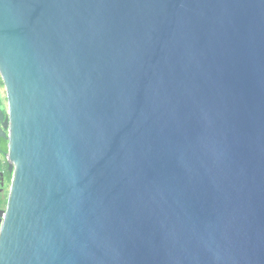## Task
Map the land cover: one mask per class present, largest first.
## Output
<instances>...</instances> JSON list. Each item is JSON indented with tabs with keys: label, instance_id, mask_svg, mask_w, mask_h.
I'll return each instance as SVG.
<instances>
[{
	"label": "water",
	"instance_id": "obj_1",
	"mask_svg": "<svg viewBox=\"0 0 264 264\" xmlns=\"http://www.w3.org/2000/svg\"><path fill=\"white\" fill-rule=\"evenodd\" d=\"M0 79V264H264V0H0Z\"/></svg>",
	"mask_w": 264,
	"mask_h": 264
},
{
	"label": "trees",
	"instance_id": "obj_2",
	"mask_svg": "<svg viewBox=\"0 0 264 264\" xmlns=\"http://www.w3.org/2000/svg\"><path fill=\"white\" fill-rule=\"evenodd\" d=\"M2 85L0 79V86ZM7 141L3 138H0V172H3L4 175V187L7 189L10 181V173L7 171V162L4 159V154L6 152ZM6 197V196H5ZM5 197L0 198V207L5 205Z\"/></svg>",
	"mask_w": 264,
	"mask_h": 264
},
{
	"label": "flooded vegetation",
	"instance_id": "obj_3",
	"mask_svg": "<svg viewBox=\"0 0 264 264\" xmlns=\"http://www.w3.org/2000/svg\"><path fill=\"white\" fill-rule=\"evenodd\" d=\"M2 86V85H1ZM5 101H6V98H5ZM0 109H1V111H2V113H3V115H4V117L6 116V107L4 108V107H2V102H1V100H0ZM2 122V120H0V123ZM0 138H2V137H0ZM2 174H3V172H2ZM3 179H4V175H3ZM6 196V191H5V187H4V190H2V191H0V198H2V197H5Z\"/></svg>",
	"mask_w": 264,
	"mask_h": 264
},
{
	"label": "rangeland",
	"instance_id": "obj_4",
	"mask_svg": "<svg viewBox=\"0 0 264 264\" xmlns=\"http://www.w3.org/2000/svg\"><path fill=\"white\" fill-rule=\"evenodd\" d=\"M0 100L2 102V107H6V101H5V94H4V89L3 86H0Z\"/></svg>",
	"mask_w": 264,
	"mask_h": 264
},
{
	"label": "built area",
	"instance_id": "obj_5",
	"mask_svg": "<svg viewBox=\"0 0 264 264\" xmlns=\"http://www.w3.org/2000/svg\"><path fill=\"white\" fill-rule=\"evenodd\" d=\"M4 159L6 160V162L8 161L7 155H4Z\"/></svg>",
	"mask_w": 264,
	"mask_h": 264
}]
</instances>
